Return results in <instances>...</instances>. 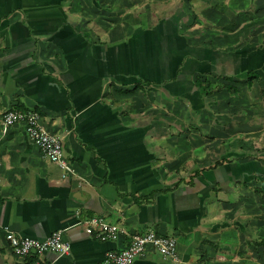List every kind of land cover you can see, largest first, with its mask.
Masks as SVG:
<instances>
[{
	"label": "crops",
	"instance_id": "0c3cea01",
	"mask_svg": "<svg viewBox=\"0 0 264 264\" xmlns=\"http://www.w3.org/2000/svg\"><path fill=\"white\" fill-rule=\"evenodd\" d=\"M225 2L0 0V115L36 111L72 169L0 122V264H25L4 226L62 229L54 264H108L125 239L86 233L94 215L175 238L177 261L147 249L132 264H264V45L244 48L264 18Z\"/></svg>",
	"mask_w": 264,
	"mask_h": 264
},
{
	"label": "built area",
	"instance_id": "2783aa9c",
	"mask_svg": "<svg viewBox=\"0 0 264 264\" xmlns=\"http://www.w3.org/2000/svg\"><path fill=\"white\" fill-rule=\"evenodd\" d=\"M38 113L34 110L7 108L0 115L2 129L21 122L26 135L37 145L41 153L54 162L65 176L72 171L68 160L62 155L60 137L47 130L38 122ZM3 236L11 254L28 262L25 264H54L53 258L47 253L59 255L70 250V244L62 237V229H54L43 238L19 236L7 226H4ZM84 230L100 240L115 238L118 234L124 236L125 243L117 249L107 250L104 260L108 264H132L135 256L147 249H153L164 257L177 261L175 239L172 236L159 233L154 229L142 232L129 231L117 222L107 221L99 215L91 216L84 223Z\"/></svg>",
	"mask_w": 264,
	"mask_h": 264
},
{
	"label": "rangeland",
	"instance_id": "374dc122",
	"mask_svg": "<svg viewBox=\"0 0 264 264\" xmlns=\"http://www.w3.org/2000/svg\"><path fill=\"white\" fill-rule=\"evenodd\" d=\"M258 2H260V3H258ZM226 6L229 8V9H232V8H234L233 6H231V5H233L235 2H233V0H226ZM238 4V3H237ZM236 3H235V5H237ZM225 5V4H224ZM239 5H241V7H240V11H236V15H237V19L241 16V15H247L248 17H251V16H260L261 18H264V0H254V4L252 5V7H251V10L250 11H248L247 10V8L245 7L244 9L242 8V4H239ZM235 9H237V8H235ZM242 11V12H241ZM228 12H226V14H227ZM247 17V18H248ZM225 19L228 21V24H236L235 23V21H234V16L233 15H230V14H228L227 16H225ZM236 19V20H237ZM263 24V22H260V27H262L263 29H264V25H262ZM234 25H232V26H230L231 28H234V27H236V26H234ZM244 31H247V34H246V38H248L249 37V40L251 41L250 42V44H248V43H246L247 45H245L244 46V48L246 49L247 47H249L248 45H250V46H252L253 44H252V42H254V44L258 47L257 49H261L260 47L262 46L263 47V45H264V42H262V44L261 43H258V41H256L253 37H251V36H249L250 34H255V33H258V31H259V37H260V35H261V37L264 35V30H262V29H258V28H253V29H250V28H248V26H246V27H244ZM255 38H257V37H255ZM230 47H232L231 45H230ZM250 71H252V70H250ZM253 72V71H252ZM246 75V74H245ZM258 77V73H256V76H254L253 77V80H252V84L254 85V83H255V81L257 80L256 78ZM211 80V82H214V78H211L210 79ZM233 83H231V84H234V86H236V82L237 81H232ZM248 85V84H247ZM259 107L256 105V104H246V106L245 107H243L242 109L243 110H256V109H258ZM181 132H183V130H182V128H179V133H181ZM182 134V133H181ZM237 141L238 142H240L241 141V139H237ZM237 151H242V152H244V153H246V154H251L252 153V151H246L247 150V147L246 148H244V149H240V148H237L236 149ZM252 150L253 151H255L253 148H252ZM62 155H63V144H62ZM246 155H243V157H245ZM254 156V155H253ZM261 161H263V160H261ZM264 162V161H263ZM256 188V187H255ZM260 188H261V184H260ZM257 189V188H256ZM261 190V189H260ZM264 229V226H262L261 227V230H263ZM262 232H264V231H262ZM260 237H263V236H260ZM175 239V238H174ZM175 247H176V240H175Z\"/></svg>",
	"mask_w": 264,
	"mask_h": 264
},
{
	"label": "trees",
	"instance_id": "16d2710c",
	"mask_svg": "<svg viewBox=\"0 0 264 264\" xmlns=\"http://www.w3.org/2000/svg\"><path fill=\"white\" fill-rule=\"evenodd\" d=\"M253 71V70H252ZM250 71V69L245 70V74H246V82L249 83L250 80L256 76V73L253 71ZM257 243L263 244L264 243V238H261L260 240L257 241ZM29 259V258H28ZM28 259H26L25 263L28 262Z\"/></svg>",
	"mask_w": 264,
	"mask_h": 264
},
{
	"label": "bare ground",
	"instance_id": "6f19581e",
	"mask_svg": "<svg viewBox=\"0 0 264 264\" xmlns=\"http://www.w3.org/2000/svg\"><path fill=\"white\" fill-rule=\"evenodd\" d=\"M17 123H18V122H17ZM20 123H21V122H20ZM44 127H45V126H44ZM45 128H46V127H45ZM63 150H64V147H63ZM64 154H65V152H64ZM49 161H50V160H49ZM70 173H71V172H70ZM115 238H116V237H115ZM176 250H177V249H176ZM146 251H147V250H146ZM146 251H145V252H146ZM177 256H178V255H177ZM136 257H137V256H136ZM177 260H178V259H177ZM132 263H133V262H132Z\"/></svg>",
	"mask_w": 264,
	"mask_h": 264
}]
</instances>
